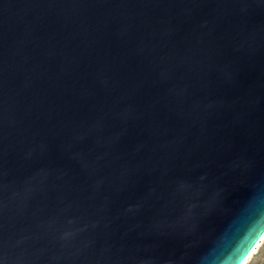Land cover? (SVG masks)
Masks as SVG:
<instances>
[{"label": "water", "instance_id": "95a60500", "mask_svg": "<svg viewBox=\"0 0 264 264\" xmlns=\"http://www.w3.org/2000/svg\"><path fill=\"white\" fill-rule=\"evenodd\" d=\"M263 237L264 0H0V264Z\"/></svg>", "mask_w": 264, "mask_h": 264}, {"label": "rangeland", "instance_id": "374dc122", "mask_svg": "<svg viewBox=\"0 0 264 264\" xmlns=\"http://www.w3.org/2000/svg\"><path fill=\"white\" fill-rule=\"evenodd\" d=\"M245 264H264V238L250 255Z\"/></svg>", "mask_w": 264, "mask_h": 264}, {"label": "bare ground", "instance_id": "6f19581e", "mask_svg": "<svg viewBox=\"0 0 264 264\" xmlns=\"http://www.w3.org/2000/svg\"><path fill=\"white\" fill-rule=\"evenodd\" d=\"M263 238H264V237H263ZM263 238H262V239H263ZM262 239H261V241H262ZM258 245H259V243L256 245V248H257ZM256 248H255V249H256ZM252 253H253V252H252ZM247 260H248V259H247ZM247 260H246V261H247ZM246 261L244 262V264L246 263Z\"/></svg>", "mask_w": 264, "mask_h": 264}]
</instances>
